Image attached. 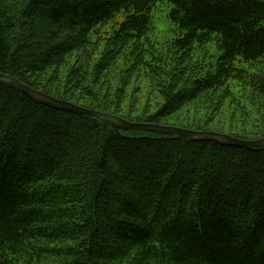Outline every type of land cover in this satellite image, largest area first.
Masks as SVG:
<instances>
[{"label":"trees","instance_id":"1","mask_svg":"<svg viewBox=\"0 0 264 264\" xmlns=\"http://www.w3.org/2000/svg\"><path fill=\"white\" fill-rule=\"evenodd\" d=\"M163 1L182 32L158 43ZM211 43L215 62L195 57ZM0 73L130 121L183 111L195 127H179L261 139L264 0H0ZM0 264H264V147L118 130L0 84Z\"/></svg>","mask_w":264,"mask_h":264},{"label":"water","instance_id":"2","mask_svg":"<svg viewBox=\"0 0 264 264\" xmlns=\"http://www.w3.org/2000/svg\"><path fill=\"white\" fill-rule=\"evenodd\" d=\"M0 84L11 87L16 92L26 95L39 104H43L58 110L94 117L118 130L144 131L181 136L193 139L195 141H210L220 145L242 147L246 149L264 147V138L244 139L232 136L227 133L212 130H196L179 126L130 121L116 114L90 109L67 100L59 99L26 85L14 76L3 73H0Z\"/></svg>","mask_w":264,"mask_h":264},{"label":"rangeland","instance_id":"3","mask_svg":"<svg viewBox=\"0 0 264 264\" xmlns=\"http://www.w3.org/2000/svg\"><path fill=\"white\" fill-rule=\"evenodd\" d=\"M170 8L171 5L163 1V2H159L153 10L154 29L151 32V37L153 40L157 41L158 43H165L177 37L180 34V32H182L168 16ZM220 52L221 51L217 49L216 45L211 43L207 46L206 52L197 50L195 52V57L199 58L201 55L204 56L203 53H205L206 54V56L204 57L205 61L207 63H212L215 62ZM140 78L142 79L143 77ZM136 96L140 98L139 99L141 101L140 108H142V104L149 102L151 105L150 106L151 110L154 111L157 108L158 102H160V97L158 96V94L156 92H150V87L148 86V82L144 79L142 80V89L140 88ZM199 117L202 118V114H200ZM193 121H194V117L192 120H189L186 118V112L182 111L176 113L173 117L169 118L167 120V124L170 126L195 127Z\"/></svg>","mask_w":264,"mask_h":264}]
</instances>
